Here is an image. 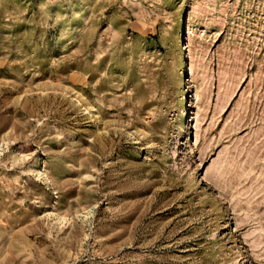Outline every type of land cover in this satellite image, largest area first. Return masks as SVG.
<instances>
[{"label": "rangeland", "instance_id": "374dc122", "mask_svg": "<svg viewBox=\"0 0 264 264\" xmlns=\"http://www.w3.org/2000/svg\"><path fill=\"white\" fill-rule=\"evenodd\" d=\"M0 264H264V0H0Z\"/></svg>", "mask_w": 264, "mask_h": 264}]
</instances>
